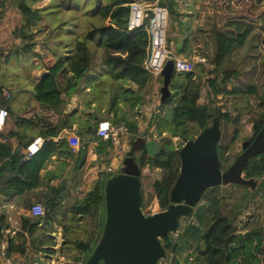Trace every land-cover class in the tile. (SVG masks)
<instances>
[{
  "label": "trees",
  "instance_id": "obj_1",
  "mask_svg": "<svg viewBox=\"0 0 264 264\" xmlns=\"http://www.w3.org/2000/svg\"><path fill=\"white\" fill-rule=\"evenodd\" d=\"M6 1L19 13V19L12 27L11 39L8 40L11 42L7 43L8 49H1L0 46V58L4 56V59H9L10 54L37 55L38 52L34 47L38 43L37 38L39 39L36 35L38 31L36 23L47 5H36L37 0H3L1 9H4L3 4ZM61 1L60 4L62 3L66 10L73 7L72 0ZM130 1L95 0L87 13L96 17L97 21L83 34H77L64 54L49 51L46 53L48 58L40 64V67L43 66L45 70L32 86L38 107L41 111L49 112L44 113L43 121L40 122L43 126L40 134L43 141L36 152L29 155L22 152L34 136L27 137L22 130V127L28 124L29 118L21 115L15 116L19 124L17 128L0 131L2 139L0 141V193L11 191L23 194L31 191L35 187L40 170L50 159L51 152L63 143L61 138L57 140L51 138L64 126L72 125V121L68 122L67 113H63L66 101L61 95L62 93L70 95L77 87V79L90 67L89 42L100 48L101 59L106 64L111 78L119 83H123L119 80H128L135 85L132 87L121 84L122 89L130 91L131 94L135 92L134 104L130 103L128 107L132 109L141 102V89L146 88L153 77L152 72L145 65L150 43V35L145 26L153 12L146 10L142 23L129 28ZM140 1L153 4L155 0ZM236 1L230 3V0H200L204 10L213 11L214 19L219 26L215 34L214 52L205 50L204 39L198 35L192 36L193 32L186 37V44L182 41V46H178L175 51L176 53L196 51L205 56L212 63V67L196 63L195 66H198L199 71L195 68L189 71L174 70L169 83L171 93L163 102L157 103L156 111L154 115L152 114L158 117L164 106L168 108L169 129H162L155 122L157 125L155 130L158 134L168 131L170 136H161V139H157L161 148L152 156H149L145 149L135 152V159L141 171L147 166L162 169L160 176L150 183L153 190L151 197L153 207L147 209L149 211L163 209L170 203L169 189L177 177L180 166L178 149L187 139L193 138L204 125L209 123L213 116H218L220 122H234L229 142L218 143L221 167L228 165L234 159L235 154L232 155L234 157H230L228 151L239 140L241 141V127L238 116L233 118L230 115V110L225 105L227 101L225 96L236 97L238 92L256 93L259 107L254 111V118L246 117V122L252 123L254 132L264 122V83L262 91H258L254 84L244 87L236 78L238 69L231 66V63H223L225 58L230 59L229 62L232 61L233 54L243 46L249 45V39L255 32L264 33V0ZM157 4L167 7L168 27L175 30V25L170 24V21L180 24L177 0H158ZM187 47L189 50L186 51ZM262 72L264 73V70ZM2 88L0 85V94ZM8 90L11 95V90ZM205 96H207L206 100ZM0 105L8 108L7 100L2 96H0ZM33 110L35 107L31 106L22 111V114ZM52 115H56L57 120H51ZM111 118L115 120L117 115L113 113ZM111 118L101 119L111 121ZM101 119L96 121V125ZM96 125L92 126L91 123L80 125L75 131L79 135L96 139ZM133 125V123L129 125L130 129ZM136 134L131 136L134 137ZM11 136H16L20 142L16 147L11 146L8 141ZM173 136H179L178 145L173 144ZM249 137L252 138V135ZM108 141L105 140V143ZM82 152L84 148L79 149V153ZM243 172L245 177H252L258 182L264 175V152L252 156ZM110 173L105 175L106 173L101 171L93 185L80 197L74 198L66 209L63 208L62 195L58 192V188H54V185L50 186L49 193L44 192L42 195L44 213L41 216L31 215L30 207L35 200L25 199L23 210L16 215L17 229L8 239L6 253L18 252L23 255L30 249L32 254L39 251L41 255L54 257L55 250L52 246L56 244L55 223H59L63 238L61 254L67 259L65 264H83L101 232V220L104 216L103 185ZM235 184L239 187L248 186L240 185L241 183ZM225 186L220 183L207 188L200 202L188 216L183 218L177 233L161 237L167 257L161 259L159 264L163 262H169V264H264V207L261 198L255 193H249L244 201L238 197L237 203L241 201V206L225 212L222 207ZM81 223H84L85 227H82ZM97 225L99 228L95 230ZM13 264L45 263L31 257L23 258L17 263L15 261Z\"/></svg>",
  "mask_w": 264,
  "mask_h": 264
},
{
  "label": "rangeland",
  "instance_id": "obj_2",
  "mask_svg": "<svg viewBox=\"0 0 264 264\" xmlns=\"http://www.w3.org/2000/svg\"><path fill=\"white\" fill-rule=\"evenodd\" d=\"M231 1L234 0H230V3H232ZM60 2L62 1L37 0V2L35 3L39 6H42L44 4L47 5L45 6V9H43V15L36 23V28L38 29L36 35L39 37V39L37 38L38 43L35 44L34 47L38 52L37 55L32 56L28 54L18 56L10 54L9 59H4V56L0 58V85H2L3 87L0 96L4 97V99L7 100V103L13 99L12 91L13 89H15L14 86L16 84H23L28 81L29 77L32 75V72L35 71V68H39L40 64L44 62L46 58H48V56H46V53L48 51L55 54H64V52L68 50V45L73 43L74 39L77 37V34H83L90 26H92L94 22L97 21L96 17H92L87 13V11L90 10L94 5L95 0H72L73 7L69 10H66L62 3L60 4ZM183 2H186V0H183ZM235 2L237 1L235 0ZM187 3L189 4L187 8L191 9V5L196 6V2H194V0H187ZM204 4H206V2H204ZM3 5L4 9L0 8V13L2 14V17H0V46L1 49L7 50V43L11 42L8 41L9 39H11L10 30L14 21H16L15 18L19 19V13H17V11L8 1L7 4L4 2ZM181 6H184V4L179 3V8H181ZM198 10H200L199 15L202 13V11L206 12V10H204V8L202 7V3H199V7L197 9L195 8L193 12H196L197 14ZM213 20L214 19H212L211 21ZM209 21L210 20L207 18L206 22H208V24ZM170 24L175 25V30L177 29V26H179V23L177 22L172 23L170 21ZM215 26H217V24H215ZM187 28L189 29L190 27ZM175 30L171 29V27L169 29L168 27L166 32L167 46L173 51H176L178 46H182V39L188 37V34L186 32H183V36H185L184 38L182 37V35H178V37L175 38V36L177 35H173L172 33ZM191 31L193 32L192 36H197L195 34V29ZM208 31L209 29L205 31L199 30L197 33L200 34V38L204 39V43L206 46L205 50L211 52L209 47L210 44L212 45V47L214 46L215 37H211ZM257 33L259 36L255 39L256 46H249L248 44L246 46H243L238 50V52L233 54V56L231 57L232 61L228 63H231V66L238 69V73L236 75L238 83H240L244 87L254 84L257 87L258 91H262L264 83V73L262 72L264 70V33ZM56 43H58V45H56ZM88 48L91 54V64L90 67L77 79V86L83 89V86L87 84L90 87V91L88 93H85L84 91L81 92V90L76 87L78 96L82 99H87L88 103L94 101L95 110H99L100 107L112 109L115 115H117V119L114 120V118H111V122L115 125L122 122L124 123V126H127L130 129L129 125L133 123L134 125L130 129L132 132L129 130L131 134H136L137 132L138 134L136 135H142L143 133L149 134L148 131L151 126L154 131L150 132V134L153 133V135H155L154 137H156L157 139H161V136H170V133L168 131H164L163 133L158 134L155 130V128L157 127L156 123L162 129H169L170 120L168 108L164 106L161 114L158 117L153 116L156 111L155 109L157 103H160L159 87L161 85L162 78L157 77V79H154L152 77V80L149 82L148 86L144 89H141V102L137 106H134L132 109L128 107V110H126L124 106H129L130 103L134 104L135 92H132L131 94L130 91L122 89L121 86H129V84H131L129 83L130 81L119 80L123 82L119 83L115 79L111 78L110 74L108 73L106 64H104L101 59L100 48L96 47L92 42L88 43ZM187 50H189V47H187L186 51ZM182 53L188 54V52ZM211 64H207L204 66L212 67ZM194 68L199 71L198 66H194ZM8 89L11 90V95L7 97L3 95V91H7ZM90 97L91 99H89ZM206 98L207 96H205V100ZM225 98H227L225 105L227 109L230 110V115H232L233 118L234 116H238L242 133L240 134L241 137H249L248 134H252L254 131L251 126V122H246V117L254 118V111L259 107V101L256 93L238 92L236 97L225 96ZM122 109L126 112L122 111ZM233 124L234 122L232 121L221 122L222 135L219 140V144L229 142V132H231L230 130ZM138 127L140 128V131L138 130ZM172 140L174 145L179 144V136H173ZM240 142L241 141L239 140L230 148V150L228 151L230 157H234L232 155H236V153L240 152ZM107 143L109 145H107ZM107 143L104 142V147L105 145H107L105 147V150L107 151L108 157H111L110 153L112 154L116 147H120V145H112L110 141H108ZM135 152L137 153L139 152V150ZM105 165H111V163L105 161ZM104 171L105 172L103 173H106L105 175L110 172V170L108 169H105ZM161 173L162 169L160 167L147 166L144 167V169L141 171L140 177L142 186L143 210L149 209L147 203L151 201L153 192L152 188L150 187V183L155 178L159 177ZM263 177L264 175L261 179L258 180V183L256 184L257 186L255 187H239L236 184L233 187V184H227L225 186L226 190H224V197L222 200L223 210L226 212L231 208L240 207L241 201L237 203L238 197L241 198V200L243 199L244 201L245 197L249 193H255L260 196L264 207ZM227 188L230 189V191H228ZM81 224L82 227H85L84 223ZM163 264L168 263L164 262Z\"/></svg>",
  "mask_w": 264,
  "mask_h": 264
},
{
  "label": "water",
  "instance_id": "obj_3",
  "mask_svg": "<svg viewBox=\"0 0 264 264\" xmlns=\"http://www.w3.org/2000/svg\"><path fill=\"white\" fill-rule=\"evenodd\" d=\"M174 70V60L169 57L160 73L161 102L171 93L169 83ZM221 133V122L213 116L179 147L180 166L169 189L170 203L152 212L142 207L141 169L135 151L145 149L152 156L161 144L154 137L128 134L125 144L112 152L117 168L104 181L101 232L83 264H159L167 257L161 237L177 233L183 218L192 212L207 188L220 183L255 187L257 180L245 177L243 169L252 156L264 152V122L252 138L242 139L240 152L223 167L218 152Z\"/></svg>",
  "mask_w": 264,
  "mask_h": 264
},
{
  "label": "crops",
  "instance_id": "obj_4",
  "mask_svg": "<svg viewBox=\"0 0 264 264\" xmlns=\"http://www.w3.org/2000/svg\"><path fill=\"white\" fill-rule=\"evenodd\" d=\"M177 2H178V10H180L179 12L181 14L179 16L180 24L179 26H177V29L172 32L173 35H177L175 36V38L178 37V35L179 36L182 35V37L184 38L185 36H183L184 35L183 32L189 34L190 32H192L191 30L194 29L196 31L195 34L198 36H200V34L197 33L199 30L205 31L209 29L208 31V33H210L209 35L211 37L212 36L215 37L216 31L218 30L219 26L214 19L213 11H211L210 9L207 10L206 12L202 11L200 15H199L200 13L199 10L197 14L196 12H193L195 8L197 9L199 7L200 0H194V2H196V6L191 5V9L187 8V6L189 5L187 3V0L186 2H183V0H177ZM179 3L184 4V6H181V8H179ZM1 15L2 14L0 13V17H2ZM207 18L210 20L209 24L208 22H206ZM17 19L15 18L16 21ZM212 19L214 20L211 21ZM16 21H14V23ZM215 24H217V26H215ZM187 27L190 28L188 29ZM254 34L249 39V45L256 46L255 39L258 38L259 35L257 32H255ZM184 39H182V41H184V44H186V38ZM209 48L211 52H214L215 44L213 47L210 44ZM229 60L230 59L225 58L223 60V63L224 64L228 63ZM39 68H35V71L32 72V75L29 77L26 83L16 84L14 86L15 87L14 94L12 91L13 99L7 103L8 116L3 126V131H10L17 128L19 124H17V119L15 118V116L21 115L29 118V120L27 121L28 124H25V126L22 127V130L26 133L27 137L30 136L35 137L41 134V129H43V126L40 125V122L43 121L44 113L48 114L49 112L40 110L32 92L33 84L38 81V78L45 70L43 66L42 67L39 66ZM129 85L135 87V85L132 83ZM78 89H80L81 92L84 91L85 93H88L90 91V87L87 84L83 86V89L79 87ZM61 97L63 100L66 101L63 113L65 114L67 113L69 118L68 122L72 121V125L71 127L64 126L57 135H54L51 138L53 140H57L61 138L63 140V143L60 144L51 152L50 159L48 160L46 166L40 170L36 180L35 187L31 191H28L27 193H23V194L13 193L11 191L0 193V225H1L0 264H13L15 263V261L17 263L19 260L23 258H31V257H35L36 259L40 260L45 264H54V263L65 264L67 259H65L64 256L61 254V250H62L61 244L63 238L60 232L61 226L59 225V223H55V228L57 229L55 233L56 244L52 246L55 250L54 257L52 255L51 256H47L44 254L41 255L39 251H35L32 254L30 249H28L27 252H25V254L23 255L18 252H11L10 254L6 253L8 239L10 236L14 235L17 229L16 215H18L19 212L23 210L24 200L30 198L35 201H43V196H42L43 193L44 192L49 193L50 186L54 185V188L55 189L58 188V192L60 193V195H62V204L64 205L63 208L66 209L67 205L71 203V201L74 198L80 197L85 191H87L90 188V186L94 183L95 179L96 180L98 179L101 171L104 172L105 161L111 163L110 166H112L113 168H117L116 158L111 153H110L111 157H108L107 151H105L106 146L104 147V143H103L105 142V140H103L99 136H97L96 139L94 138L90 139L87 137V135L86 136L80 135L81 137L80 148H84V152L82 153H79V150L77 152L70 151L66 145V142L64 143V140H66L65 136L67 131H71V130L77 131L78 126L85 124L87 125L90 123L92 126H95L96 121H98L99 118L100 119L111 118L114 111L106 107H102V108L100 107L99 110H95L94 101L88 103L87 99H82L81 97H79L76 88L70 95L62 93ZM89 99H91V97ZM31 106H34L35 110H33L32 112H28V113L26 112L22 114V111L28 109ZM124 107L126 110H128V106L127 107L124 106ZM51 120L53 121L57 120V116L52 115ZM139 129L140 128L138 127V130ZM153 131L154 129L150 126L148 131L149 134L150 132ZM150 135H152L153 137L155 136L153 135V133ZM248 135L250 136V134ZM122 138L123 140H126V136L123 135ZM242 139H244V137ZM0 141H2L1 138ZM8 141L10 145L13 147H16L20 143L16 136L9 137ZM22 152L26 154L25 148L22 150ZM228 191H230V189H228ZM98 228L99 225H97L95 230H98ZM55 257L57 258L56 260Z\"/></svg>",
  "mask_w": 264,
  "mask_h": 264
},
{
  "label": "built area",
  "instance_id": "obj_5",
  "mask_svg": "<svg viewBox=\"0 0 264 264\" xmlns=\"http://www.w3.org/2000/svg\"><path fill=\"white\" fill-rule=\"evenodd\" d=\"M2 2L3 0H0V5ZM157 2L158 0H155L153 4H149L140 0H131L128 20V27L134 28L142 23L146 10L153 12L151 19L145 26L150 35L148 57L145 61V65L152 72L153 78L157 79V77L161 76V69L169 57L173 58L174 69L176 71L192 70L194 69L196 63H202L204 65L211 64L205 56L197 53L196 51H192L188 54H182L176 53L175 51L168 48L166 43V32L169 25L168 9L166 6L157 4ZM9 94L10 93L8 90L3 91V95L8 97ZM7 116L8 108L6 106L0 105V131L3 129ZM129 133V128L124 126V123L121 122L115 125L108 119L100 120L96 128L97 136L103 140H109L112 145L119 144L120 147L126 142V140H123L122 138L123 135L127 136ZM142 135L146 138L153 137L149 134L144 135V133ZM65 139L67 146L71 151L77 152L80 149L81 137L75 130L67 131ZM42 141L43 138L40 135L35 136L25 147L26 155L36 152L41 146ZM105 169L110 170V172L115 170V168L110 165H105ZM147 206L150 209L153 207V203L149 201ZM144 211L152 212L149 210ZM30 212L34 217L41 216L44 213L43 203L40 201H35L30 207Z\"/></svg>",
  "mask_w": 264,
  "mask_h": 264
}]
</instances>
